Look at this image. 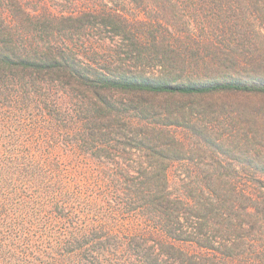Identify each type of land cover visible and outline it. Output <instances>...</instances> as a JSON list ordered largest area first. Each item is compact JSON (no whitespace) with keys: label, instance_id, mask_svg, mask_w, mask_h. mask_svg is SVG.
Wrapping results in <instances>:
<instances>
[{"label":"trees","instance_id":"obj_1","mask_svg":"<svg viewBox=\"0 0 264 264\" xmlns=\"http://www.w3.org/2000/svg\"><path fill=\"white\" fill-rule=\"evenodd\" d=\"M70 1L0 0V244L56 205L133 226L50 236L51 264H264V0ZM63 146L112 169L111 210L64 187Z\"/></svg>","mask_w":264,"mask_h":264},{"label":"rangeland","instance_id":"obj_2","mask_svg":"<svg viewBox=\"0 0 264 264\" xmlns=\"http://www.w3.org/2000/svg\"><path fill=\"white\" fill-rule=\"evenodd\" d=\"M36 1H40L41 3L50 6L57 12L62 11L66 6H69V3L71 2L70 0H34L33 3ZM86 1L89 2L88 0ZM23 148L24 150H27L33 148V146ZM48 152H50V150ZM76 155L77 154H72L69 148L63 146L51 157L52 162L55 163V166L61 173L64 187L77 195H82V199L92 203L94 209L97 211L111 210L114 205L110 203H113L115 201L114 199L118 197V194L115 192V187L117 186H114V184L107 181L108 175H110L112 169L108 167L106 169H100L92 164L87 158L81 156L75 157ZM83 180H86L87 184L91 186L89 189L84 187L85 184ZM25 194L30 196L28 193ZM97 196H104V200L102 201L101 198H97ZM55 208L56 205L53 207H43L41 209L42 213L38 217L21 216L18 218L19 222L26 220L25 230L28 234V237H26L27 242L24 244L16 243V248L11 242L9 243L10 240L5 242V244H0V255L3 251L2 256H4L0 258V264H9V254L14 251L17 253L19 252L20 254L25 253V257L26 255L27 257H32L34 255L32 250H36L37 247L42 251L39 257L38 255L36 256V261H38L37 264H51L56 258L62 260L68 257V254H71L69 252L73 250L72 247L60 250V252H57L56 254L51 253L48 248L50 249L53 246L51 240L52 236L63 235L71 228L85 229L92 226H97V228L98 226H103L102 229L99 228L98 232H101L100 230H104V226L110 227L115 231H120L121 227L130 229L133 226V223L129 219L130 217H123L122 215H118L115 219L108 216L109 222H107V224H102L103 219H101L99 215L85 217L84 215L80 216L77 213H73L68 221H64L61 216L63 214L68 215V213H66L68 209H66V212L64 213L57 214ZM59 212H62V207H59ZM42 233L45 234H43L39 242H36L38 240L37 237ZM48 233L49 237L47 236ZM17 235L21 236L18 232L16 236ZM93 258V255L88 252L86 255H83L82 260H93Z\"/></svg>","mask_w":264,"mask_h":264}]
</instances>
